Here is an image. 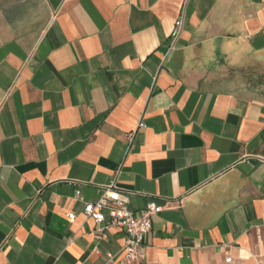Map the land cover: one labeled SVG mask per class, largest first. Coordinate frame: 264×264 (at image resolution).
<instances>
[{
  "label": "crops",
  "instance_id": "0c3cea01",
  "mask_svg": "<svg viewBox=\"0 0 264 264\" xmlns=\"http://www.w3.org/2000/svg\"><path fill=\"white\" fill-rule=\"evenodd\" d=\"M262 52L264 0H0V264L117 257L82 214L113 176L165 205L142 264H258L264 98L219 72Z\"/></svg>",
  "mask_w": 264,
  "mask_h": 264
},
{
  "label": "built area",
  "instance_id": "2783aa9c",
  "mask_svg": "<svg viewBox=\"0 0 264 264\" xmlns=\"http://www.w3.org/2000/svg\"><path fill=\"white\" fill-rule=\"evenodd\" d=\"M181 25L178 18L170 32L171 37H176ZM137 125L142 126L143 122ZM132 132H127L125 138L131 140ZM75 197H80L79 189H76ZM82 214L86 218L92 219L96 224L93 230L95 238L105 236V230L118 228L124 233L123 243L119 250V255L107 253L106 264H142L144 258V239L151 226V215L158 213L164 208V203H157L147 200L145 205L138 211L129 207L126 199L117 188L115 176L101 187L99 196L91 201H84ZM74 213L69 211L67 218H72ZM116 257V258H115ZM223 261L232 262L229 253H225ZM258 264H264V245L261 253L258 254Z\"/></svg>",
  "mask_w": 264,
  "mask_h": 264
},
{
  "label": "rangeland",
  "instance_id": "374dc122",
  "mask_svg": "<svg viewBox=\"0 0 264 264\" xmlns=\"http://www.w3.org/2000/svg\"><path fill=\"white\" fill-rule=\"evenodd\" d=\"M219 74L235 93L245 97L264 98V52L247 54L241 62Z\"/></svg>",
  "mask_w": 264,
  "mask_h": 264
}]
</instances>
